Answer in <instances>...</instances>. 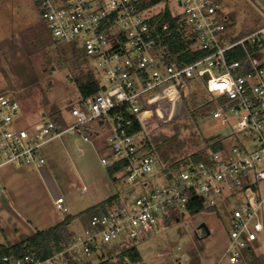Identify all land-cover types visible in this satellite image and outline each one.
<instances>
[{
	"label": "built area",
	"instance_id": "obj_1",
	"mask_svg": "<svg viewBox=\"0 0 264 264\" xmlns=\"http://www.w3.org/2000/svg\"><path fill=\"white\" fill-rule=\"evenodd\" d=\"M141 2L34 0L51 39L73 44L94 59L105 71L107 86L99 85L92 96L70 104L68 111L74 122L68 127L42 120L19 128L15 120L18 102L13 95L0 93V171L8 166L39 171L45 164V145L64 133L80 135L89 142L82 128L102 122L109 126L106 145L113 160L101 156L100 163L109 166L122 162L128 182L157 176L164 184L129 205L100 206L87 219L82 234L66 240L63 248L50 257L24 253L3 257L4 263L86 264L81 256L88 257L100 245L117 243L122 235L134 242L151 237L159 220L182 214L191 197L205 207H213L215 199L225 200L244 190H252L255 195L233 210L229 242L220 261L239 264L241 251L251 250L264 233V195L257 190V184L264 182V65L250 51L264 46V0H259L262 8L254 5L262 25L228 44L227 19L215 0H177L183 30L193 41L192 50L205 53L202 59L183 66L177 65L161 46L168 24L142 18L143 11L138 9ZM236 49L243 53L241 60L231 58ZM193 79H199L208 93L225 100L211 112V118L220 119L222 124L233 118L239 129L249 132L255 147L208 150L196 163L165 170L142 151L137 136L129 129L135 120L145 133L147 117L170 118L187 96ZM157 95H163L162 116L157 113V105L152 109L149 104ZM63 203L62 198L56 199V208L65 211ZM172 260L182 264L179 259ZM120 264L138 263L124 259Z\"/></svg>",
	"mask_w": 264,
	"mask_h": 264
},
{
	"label": "rangeland",
	"instance_id": "obj_2",
	"mask_svg": "<svg viewBox=\"0 0 264 264\" xmlns=\"http://www.w3.org/2000/svg\"><path fill=\"white\" fill-rule=\"evenodd\" d=\"M215 1L227 18V44L262 25L254 8V5L262 8L259 0ZM166 8L173 15L182 16L177 0H165L144 10L141 17L151 18ZM253 57L264 65V46L254 51ZM86 73L92 74L101 87L107 86L105 71L94 59L73 44L53 42L34 0H0V93L13 95L18 102L15 120L19 128L42 120L62 121L65 127L73 124L68 109L80 99L74 80ZM157 113L163 114L158 108ZM181 115L179 103L170 118L147 117L145 138L150 142L153 137L172 138V125ZM206 116L198 124L199 134L206 143L220 141L226 149L255 147L249 132L239 129L233 118L222 124L220 119ZM82 130L89 136V142L70 133L52 140L42 149L44 166L39 171L26 168L24 182L20 180V171L11 166L0 171L1 243L17 244L65 216L72 217L68 231L81 235L87 222L84 214L87 209L113 195L120 204L129 205L140 195L164 184L157 176L128 182L123 171L109 175L106 166L100 163L101 156L113 160L106 145L108 124L100 126L93 122ZM257 190L264 195V182L257 184ZM254 195L252 190H244L225 200L217 198L212 210L183 211L159 220L147 239L134 242L122 235L117 243L100 245L81 259L98 264L101 259L114 258L133 247L139 255L138 264H174L172 257L182 264H229L226 259H220L229 242L232 212ZM57 198L63 199L65 211L56 208ZM239 264H264V233L251 250L241 251Z\"/></svg>",
	"mask_w": 264,
	"mask_h": 264
},
{
	"label": "trees",
	"instance_id": "obj_3",
	"mask_svg": "<svg viewBox=\"0 0 264 264\" xmlns=\"http://www.w3.org/2000/svg\"><path fill=\"white\" fill-rule=\"evenodd\" d=\"M162 1L165 0H142L138 9L144 11ZM149 19L154 23L168 24V30L161 41V46L165 47L167 54L177 65L183 66L191 64L205 57L204 52L197 49L192 50L193 41L189 39L184 32L183 23L179 15H173L166 8ZM256 50V48H250L252 52ZM231 58L241 60L243 58L242 51L236 49ZM74 83L81 99L90 97L99 90V83L90 73L76 78ZM162 101H164L163 95H157L149 100V104L151 107L157 105V108L162 110L163 113L161 107L163 104L161 103ZM224 101L223 97H216L208 93L201 85L199 79H193L187 96L180 103L182 107L181 118L172 125L174 133L172 138L163 140L161 137H153L151 142L148 141L144 136L143 130L133 117V127L129 129V133L137 136V139L139 138L138 142L141 144L142 151L154 157L165 170H177L181 167H186L188 164L196 163L202 153L208 150L217 152L223 149L220 141L206 143V140L199 134L198 124L206 115L211 116V112ZM103 124L102 122L99 123L100 126ZM152 144L154 146H152ZM123 167L124 164L122 162L106 166L109 175L122 171ZM118 203L117 196L113 195L104 202L87 209L84 214L87 219H89L100 206ZM203 210H212V207H205L195 197H191L187 204L186 211L194 213ZM172 215L174 216V214ZM71 220V216H65L64 219L57 224L47 229L36 231L17 244H0V264H7L2 261L3 257H18L24 253H33L40 258H47L59 252L63 248L65 241L74 236V234L67 229ZM124 259H128L132 263H138V252L135 248L131 247L120 252L114 258L109 256V258L105 260H100L98 264H120Z\"/></svg>",
	"mask_w": 264,
	"mask_h": 264
},
{
	"label": "crops",
	"instance_id": "obj_4",
	"mask_svg": "<svg viewBox=\"0 0 264 264\" xmlns=\"http://www.w3.org/2000/svg\"><path fill=\"white\" fill-rule=\"evenodd\" d=\"M222 13V12H221ZM223 14V13H222ZM257 15H258V17L260 18V19H262L260 16H259V14L257 13ZM224 17H226V15H224ZM227 19V18H226ZM227 31H228V29H227ZM254 31V30H253ZM252 32V31H251ZM248 33H250V32H248ZM248 33H246V34H248ZM246 34H244V35H246ZM98 124V123H97ZM99 125V124H98ZM15 171H20V173H19V177H20V180L22 181V182H24L25 181V176H24V172L26 171V169H14ZM58 199V198H57ZM60 222V221H59ZM57 224V223H56ZM38 231V230H37ZM101 260H105V259H101Z\"/></svg>",
	"mask_w": 264,
	"mask_h": 264
}]
</instances>
